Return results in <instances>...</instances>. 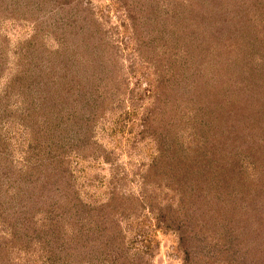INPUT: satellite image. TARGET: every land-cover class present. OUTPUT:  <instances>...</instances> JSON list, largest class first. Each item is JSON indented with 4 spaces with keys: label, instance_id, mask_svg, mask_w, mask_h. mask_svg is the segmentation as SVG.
I'll use <instances>...</instances> for the list:
<instances>
[{
    "label": "rangeland",
    "instance_id": "obj_1",
    "mask_svg": "<svg viewBox=\"0 0 264 264\" xmlns=\"http://www.w3.org/2000/svg\"><path fill=\"white\" fill-rule=\"evenodd\" d=\"M151 1L154 2L156 10H159L158 15L154 21H151L153 24H145V34L140 32L136 34L117 0H0V120L5 118L0 135L2 133L3 138L12 140L7 156H0V246L4 247L5 258L1 264H51L45 259L47 257H44L40 246L32 245L31 237L27 238L28 242H31L30 249L24 250L17 245L19 236L15 238V231L21 229V222L17 223V220L22 210L19 202L16 201L17 198H13L12 194L19 187L15 185L16 181H22L20 175L26 167L25 150L33 141V133L31 127L26 132L20 124L25 109L22 104L23 97H19L16 93L5 94V92L15 77L35 64L37 55L45 56L49 51L57 49L58 45L54 37L56 28L64 31L65 38L69 39L73 30H81L83 27L84 31H80L79 35L81 41L92 29L89 24L97 26L96 22L102 23L101 29L97 27L96 33L105 41L106 54L112 61L108 62L107 66L105 64L106 72H99L109 75V79L106 80H110L111 85L117 84L121 77L123 83L125 82L123 87L127 88L126 81L129 80L127 82L129 91L133 89L136 91L133 102L129 100L128 95L124 105L116 102L113 110L108 109L107 113H103L93 134L95 145L88 149L94 156L87 159L74 157L70 164L75 191L85 203L93 207H102L110 201L113 193L132 196L138 200L131 206L133 209L126 212L131 215L110 210L112 227L114 222L117 226L116 232L112 230L120 237L119 242L125 238L126 245L115 250L112 259L122 257L127 261L126 264H184L179 235L161 227L159 221L161 214L173 217L176 214L171 209L177 212L179 208V195H176L174 187H170L169 183L172 176H164L162 171L149 185L146 186L144 182V176L150 172L151 165L155 164L156 158L160 156L157 142L152 140L155 135L147 133L144 134L145 138H142L139 127L145 108L153 101L149 96L160 76V70L154 68V62H144L146 55L154 56L155 62L158 63V57L162 54L172 56L178 49L177 51L192 55L193 59L187 65H192L193 68L200 65L192 73L197 74L200 70L205 74L202 79L200 78V82L206 85L203 87L207 88L209 95L199 98L198 94H194V104L181 105L187 115L179 120L178 126L173 127L168 124L162 132L172 128L173 132L169 137L175 140L176 149H180V144H189L191 140L196 139L200 148L207 150L210 148L209 151L213 152L216 143H224L227 139L220 131L234 126L236 134L233 138L235 136L239 141L240 151H237L247 154L252 161L254 160L253 162H260V166L263 167L261 175L253 178L252 187L255 195L250 197L255 201L253 203L258 202L255 205L256 209L260 210L264 207V156H262L264 154V79L257 81L256 92L251 95V88L248 87L251 78L247 76L250 74L246 72V68L238 66L237 58L241 55V61L244 60L241 51H244L248 45L254 47L252 42H255V36L258 37L257 43L261 50L263 49L261 34L257 32L261 14L260 11L256 13L255 8H252L255 0ZM66 2L72 4H64ZM257 2L256 5L260 6V0ZM261 11L263 13L264 8H261ZM174 30L178 32L177 37L174 40L172 37L165 39L164 34L172 36ZM158 35V39L155 38ZM141 38H153V41L147 46L139 45ZM201 43L204 46L197 49ZM35 45L37 52L33 51ZM175 45L177 49H174ZM204 50L205 61L199 59L200 53L203 54ZM253 58L255 57L251 56V60ZM260 58L261 56L256 62H259ZM189 75L194 76L191 73ZM102 78L104 77L101 76L100 83L104 82ZM166 82L168 94L172 97L175 93L184 91L176 90L178 81L175 79L170 81L167 79ZM202 98L206 99L205 105L209 107L207 112L210 114L219 112L221 116H226L227 121L225 118L218 121L212 118L206 119L199 114L198 121L204 119L203 125H198L196 130L189 128L191 123H185L195 121L196 118L193 116L198 110L194 106L201 104ZM174 102L178 103L177 100ZM98 106L102 107L100 104ZM7 111L10 113L8 114ZM183 123L185 125L182 126ZM162 126L165 127L164 124ZM218 126L220 130L216 138L212 131ZM200 129L207 130L200 133ZM15 136H17L16 140H13ZM256 154L260 155V159L256 158ZM108 155L109 160L104 159ZM258 172H261V168ZM12 183L13 187H11ZM140 200L148 205L144 207ZM171 205L173 208L169 209ZM240 205H237V208H240ZM242 208L245 214L242 213L246 217L248 212L245 211L248 208L246 206ZM255 215L250 218L251 222H246L248 217L241 225L237 223V227L244 226L245 230L243 228L242 232L247 231V233H240L239 236L236 234L237 244L234 245V250L249 247L253 255L251 259L257 261L264 244L253 241L258 235L254 229ZM108 219L110 222V217ZM262 219L258 217V220ZM20 235L23 236L21 233ZM24 238L25 235L22 239ZM219 239H215L213 246L215 257H208L207 263L204 258L199 261L206 264H227V261L225 262L227 257L221 256L226 248L223 243H219ZM53 252H56V249L53 248ZM95 255L98 256V253L96 252ZM85 259L81 264H99L96 258ZM107 264L119 263L110 261Z\"/></svg>",
    "mask_w": 264,
    "mask_h": 264
},
{
    "label": "trees",
    "instance_id": "obj_2",
    "mask_svg": "<svg viewBox=\"0 0 264 264\" xmlns=\"http://www.w3.org/2000/svg\"><path fill=\"white\" fill-rule=\"evenodd\" d=\"M117 3L126 13V18L136 34H145V24H153L151 21L155 20L159 12L151 0H117ZM256 4L258 5L257 0L252 4V8H255L256 13L260 11L261 14L257 32L261 34L263 49L261 50L257 43L258 37L255 36V42H252L254 47L248 45L244 51H241L244 60L241 61V55L237 57L238 66L246 68V72L250 74L247 76L251 78L248 86L251 88V95L256 92L257 81L264 79V12L261 11L264 2L260 0V6ZM96 24L97 26L89 24L92 29L81 41L79 35L80 31H84L83 27L81 30H73L69 39L65 38L64 31L56 28L54 37L58 45L57 49L49 51L45 56L37 55L35 64L15 77L5 92V94L16 93L19 97H23L22 104L25 109L20 124L26 132L31 127L33 133V141L25 150L26 167L20 175L22 181H16L15 185L19 187L12 194L13 198H17L16 201L19 202L22 210L17 220V223L21 222V229L19 230V227V231H15V238L19 236L17 245L24 250L30 249L31 242L29 243L27 238L31 237L32 245L40 246L45 255L43 256L47 257L45 259L51 264H81L87 257L96 258L99 264H107L110 261L127 263L122 257L112 259L115 250L126 245L125 238L119 242L120 237L115 234L117 226L114 222L112 227L110 210L122 211L121 213L126 215L138 200L132 196L113 193L106 205L93 207L85 203L75 191L74 175L70 166L74 157L87 159L94 156L88 149L95 145L93 134L103 113H107L108 109L113 110L116 102L124 105L128 95L132 102L135 98L136 91L134 89L129 91L127 83L129 80L126 79L127 88L123 87L125 82L123 83L121 77L117 84L111 85L110 80H106L109 79V75L99 72H106L105 64L107 66L112 60L106 54L105 41L96 33L97 27L101 29L102 23L96 22ZM171 34L172 36L165 33V39L172 37L174 40L178 32L174 30ZM183 35L186 37L184 32ZM158 37L159 35L155 38ZM152 41L153 38H141L139 45L147 46ZM202 46L203 43L199 44L197 49ZM35 48L36 45L33 51L37 52ZM174 49H177V45ZM177 50L172 56L162 54L158 57V63L151 55H146L144 59L146 63L154 62V68L160 70L157 85L149 96L153 101L145 108L139 126L142 138H145L144 134L147 133L155 135L152 140L157 142L158 154H160L155 164L151 165L150 172L144 176V182L146 186L149 185L163 171L164 176H172L168 182L170 187H174L180 200L177 212L171 209L173 205L169 207L176 214L175 216L161 214L159 220L161 227L179 235L184 264H206L209 261L208 257H215L213 246L215 239L218 238H220L219 243H223L226 248L221 256L227 257L225 260L227 264H264V249L260 250L257 261L251 259L253 255L249 247L234 250V245L237 244L236 234L247 233V231L242 232L245 227H237V223L241 225L248 217L246 222H251L250 218L254 214H256L254 229L258 235L253 241L264 244V207L258 205L262 208L256 209L255 205L258 202L253 203L255 201L251 198L255 195L252 187L253 178L261 175L263 167L260 166V162H253L254 160L252 161L247 154L238 152L239 141L237 137L233 138L236 134L234 126L220 131L227 139L224 143H216L213 152L209 151L210 148L209 150L200 148L196 139L191 140L189 144H180V149H176L175 140L169 137L173 132L172 128L166 129L168 132H162L168 124L173 127L178 126L179 120L187 115L181 105L194 104V94H198L199 98L209 95L207 88H204L206 85L200 82L205 74L200 70L197 74L192 73L200 65L194 66L195 68L187 65L193 59L192 55ZM251 56L255 58L251 60ZM259 56H261L260 61L256 62ZM204 57L205 50L203 54L200 53L199 59L204 60ZM190 73L194 76L191 77ZM101 76L104 77L103 83L99 82ZM167 79L178 81L176 90L183 89V93H175L174 97L169 95ZM185 98L187 99L184 100ZM174 100L178 103L176 104ZM205 100L202 98V103L194 106L198 112L195 111L193 116L196 118L195 121L185 123H191L189 128L196 130L198 125H203L204 119L198 121L199 114L206 119L212 118L218 121L225 118L227 121L226 116H221L219 112L214 114L207 112L209 107L205 105ZM99 104L102 105L101 108ZM4 121L5 118H1L0 131ZM185 124L183 123L182 126ZM219 130L218 126L212 131L214 137H218ZM204 131L199 130L200 133ZM16 137L13 140H16ZM203 142L206 144L205 141ZM10 146L12 140L3 138L1 133L0 156H7ZM255 156L260 159V155ZM104 159L109 160V155ZM140 201L144 207L148 205H145L143 200ZM239 204H241L240 208H237ZM244 206L248 208L245 211L248 212L246 217L242 208ZM258 217L263 219L258 220ZM20 233L25 235L24 239ZM53 248L56 252H53ZM96 252L98 256L95 255ZM202 258L206 263L199 261ZM4 259V247L0 246V264Z\"/></svg>",
    "mask_w": 264,
    "mask_h": 264
}]
</instances>
